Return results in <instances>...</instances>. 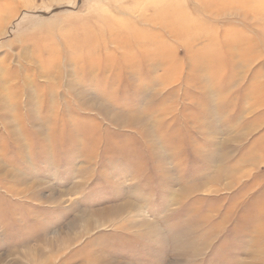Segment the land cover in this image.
Masks as SVG:
<instances>
[{"label": "rangeland", "instance_id": "1", "mask_svg": "<svg viewBox=\"0 0 264 264\" xmlns=\"http://www.w3.org/2000/svg\"><path fill=\"white\" fill-rule=\"evenodd\" d=\"M0 264H264V0H0Z\"/></svg>", "mask_w": 264, "mask_h": 264}]
</instances>
